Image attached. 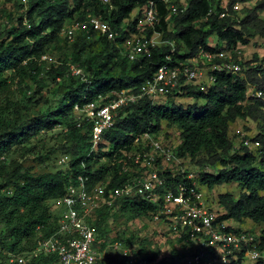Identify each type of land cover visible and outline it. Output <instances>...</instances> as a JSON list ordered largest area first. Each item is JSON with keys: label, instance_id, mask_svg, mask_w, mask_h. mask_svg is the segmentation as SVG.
<instances>
[{"label": "trees", "instance_id": "obj_1", "mask_svg": "<svg viewBox=\"0 0 264 264\" xmlns=\"http://www.w3.org/2000/svg\"><path fill=\"white\" fill-rule=\"evenodd\" d=\"M27 1L24 10L26 4L15 0L19 16L13 10H1L8 25L0 24V264L11 254L32 252L40 239L59 230L62 209L52 210L50 202L62 198L70 184L79 182L80 175L88 177L90 187L109 183L108 190L129 180V173H120L122 155L125 151L141 149L135 144L139 134L159 132L165 126L178 130L181 154L192 159L199 157L201 166L217 165V162L223 166L213 173H202L203 182L211 188L227 183H236L241 188L238 198L228 191L220 195L221 205L226 209L220 220L252 218L264 223V97L248 96L249 85L264 92L262 64L242 62L245 76L216 73L217 80L207 91L187 85L185 95L203 99L202 103L184 107L170 96L167 104L155 105L148 99L127 107L126 113L104 133L106 142L96 155H89L91 123L80 119L75 111L77 104L84 106L100 94L123 88L139 90L165 62L169 46L155 48L152 56L137 60H129L122 51L124 20L137 9L141 12L150 1L157 3L160 17L157 28L167 38L176 39L178 47L185 48V53L177 54L183 59L193 55L201 45L209 48L207 42L213 35L219 39V46L221 40L229 47L246 45L254 38L264 39V0H255L252 7L223 18L219 17L217 0H186V10L179 8L175 14L171 13L169 3L181 7V0H110L108 3L74 0V4L71 0ZM89 13L102 15L122 35L112 40L99 32L80 31L74 41L63 36L69 24L86 19ZM53 50L64 58L59 64L52 62L48 66L43 56ZM257 59L255 54L254 60ZM73 66L82 72L74 73ZM49 84L54 85L51 93L57 104L53 105L51 100L48 108L41 109L40 105L49 101L42 99V92ZM14 85L18 86L19 98L15 97ZM33 110L37 111L32 117ZM246 117L262 123L254 136L260 144L232 153L230 123ZM58 126L61 156L71 157L70 167L40 173L24 167L29 157L45 162L55 154V146L48 148L43 139L38 142L33 139L44 129L57 130ZM162 206L158 202L126 197L103 206L94 221L98 234L105 238L100 240L99 249L117 241L108 238V219L114 207H120L129 218H136L154 213ZM121 257L119 261L112 259L98 264H128ZM149 259L153 260V256ZM23 264H60V261L57 255L40 254ZM158 264L165 261L162 259Z\"/></svg>", "mask_w": 264, "mask_h": 264}, {"label": "built area", "instance_id": "obj_2", "mask_svg": "<svg viewBox=\"0 0 264 264\" xmlns=\"http://www.w3.org/2000/svg\"><path fill=\"white\" fill-rule=\"evenodd\" d=\"M103 1L108 3L110 0ZM241 3V0H218L221 9L219 17H226L233 10H238ZM187 6L186 0H181V7L174 2L169 3L172 14L177 13L179 8L185 11ZM159 24L155 1H150L141 12L135 10L134 16L124 20L121 45L123 55L129 60L150 57L158 47L169 46L170 49L165 62L139 90L123 88L106 95L100 94L96 100L84 106H75V111L81 113L78 117L91 123L92 146L89 155L99 152L101 144L106 142L104 133L126 113L127 107L141 100L150 99L156 105L159 99L176 98L186 94L187 85L207 91L215 84L216 73L245 74L241 61L246 55L243 52L246 46L238 44L229 47L225 41L219 46L218 40L211 36L207 42L209 48L201 45L193 55L181 59L177 54L185 53V48L178 47L176 39L167 38L165 32L157 28ZM80 31L99 32L112 40L122 35L102 15L92 13L84 20L69 24L63 32L70 41H74ZM43 59L52 60V57L44 55ZM73 72L80 73L78 70ZM261 94L259 91L258 95ZM175 138L177 136L172 138L162 130L139 134L135 144L140 145L138 147L141 149L125 151L120 159V173L131 175L121 186L108 190L109 183L100 182L90 187L88 177L80 175L79 182L70 184L66 194L55 203L58 210L62 209L59 230L40 239L30 253L11 254L5 264H23L40 254L57 255L60 264H98L102 251L94 224L97 212L122 197L140 198L163 205L161 210L164 208L163 214L169 219L171 229L178 233L177 240L188 244L190 255L185 259V264H223L237 260L240 254L244 260L264 263V246L253 245V235L243 230H227L228 223L219 220L218 199L213 197L214 191L210 195L203 191L208 186L200 181L201 170L188 154L179 152L181 141ZM70 160L71 157L65 154L58 163L68 168ZM111 245L121 251L128 264H154L119 240Z\"/></svg>", "mask_w": 264, "mask_h": 264}, {"label": "rangeland", "instance_id": "obj_3", "mask_svg": "<svg viewBox=\"0 0 264 264\" xmlns=\"http://www.w3.org/2000/svg\"><path fill=\"white\" fill-rule=\"evenodd\" d=\"M22 3L26 4L25 9H27L28 1L20 0ZM71 2L74 4V0H71ZM2 9L7 10H13L15 12L16 16H19L17 6L15 4V0H0V24H3L2 26L8 25L7 24V18L2 16ZM137 12V11H136ZM134 16V12L131 14ZM10 23V21H9ZM15 26L17 25V21L15 20L13 22ZM63 32V36H64ZM253 43L249 44L248 47H245L243 52L246 53L244 60H252L254 59V55L257 54L259 61L264 60V41H256V39H251ZM250 41V42H251ZM48 56L52 57V60H46L47 65L50 66L52 62L59 64L60 60H62L64 57L61 56V54L57 50H53L51 53L47 54ZM44 60V59H43ZM72 69L74 71L78 70L82 72L79 68L76 66H73ZM245 72V71H244ZM78 74V73H76ZM85 75V74H84ZM87 76V74L85 75ZM54 85L49 84L48 87L44 89L42 92V99L49 100L48 103L41 104L39 108L46 109L48 108L50 101H53V105L57 104V100H53L52 96V89ZM13 89L15 90V97L19 98L21 96L18 86H13ZM173 102L177 104H181L184 107H187L190 104H193L195 102L202 103L203 99H196L193 97H187V95L183 94L181 96H177L176 98H173ZM169 99H159L157 101L158 104H167L169 103ZM37 111V110H36ZM35 110L32 111V117L35 116ZM77 111V110H76ZM78 116L81 114L78 111L76 112ZM260 120H256L253 118H244L239 119L235 124H230L229 127V133L237 135L240 139L241 136H255L258 131L260 130V125L262 124L259 122ZM171 130L168 131V134L170 137L177 136L178 137V130L174 127H170ZM167 127L165 126L163 129V132L167 131ZM61 131V127L58 126L57 130H47L44 129L42 132L37 134L33 140H37V142L40 139H43L46 141V145L48 148L55 146L56 152L55 154L50 156V160H45V162H40L39 159H35V157H29L24 162V167L30 168L33 172H43L44 170H52L56 168H67V166H62L58 163L59 158L61 157L62 150L60 149L61 140L57 137V132ZM240 132V133H239ZM232 139H234L233 136H231ZM175 140L179 141L178 138H175ZM60 154V155H59ZM57 155H59L57 157ZM56 156V158H54ZM220 165L217 166L219 168ZM225 185V184H224ZM227 186H221V188L218 186L214 189H209L207 187H204V191L210 195L211 192L215 191V194L218 195L221 193V191L225 192L230 190L233 191V194L238 197L239 193L241 191V188L236 183H230L226 184ZM217 189V190H216ZM55 201H51L50 204L52 206V210H58L55 206ZM163 210L161 208L154 212V213H148L141 215L136 218H129L127 214H123L121 212L120 207H114L113 211L111 212V215L108 219V226H109V233L108 238L109 240H112L116 238V240H120L124 246L131 248L135 253L146 255L147 259L149 261H152V263L156 264L159 263L160 260H164L165 264H185L184 261L187 258V256L190 255V252L187 250V243L182 242L181 240H177L178 233L174 232L169 224V219L165 217L163 214ZM231 224L234 227H244L249 228L247 221L239 222V221H233ZM255 227H258L256 224ZM261 229L263 226L261 225ZM259 229V227L257 228ZM260 229V230H261ZM252 230V229H251ZM98 237L101 241H105V238L101 237L100 234H98ZM112 242V241H108ZM144 249V251H142ZM102 255L100 258L101 262H106L110 260L119 261L122 257L121 251L119 249H115L113 246L106 247L105 249L101 250ZM150 256H153V260H150ZM5 264V263H4Z\"/></svg>", "mask_w": 264, "mask_h": 264}, {"label": "clouds", "instance_id": "obj_4", "mask_svg": "<svg viewBox=\"0 0 264 264\" xmlns=\"http://www.w3.org/2000/svg\"><path fill=\"white\" fill-rule=\"evenodd\" d=\"M218 1V0H217ZM242 1V3H241V7L238 9V10H233L232 12H230V14L229 15H231V16H234L233 15V13L235 14V13H241L242 12V10L244 9V8H247V7H252L253 5H254V3H255V0H241ZM219 8V7H218ZM220 9V8H219ZM221 10V9H220ZM229 15H227V16H229ZM236 16V15H235ZM237 28H239V26L238 25H235ZM213 37L214 38H216L217 40H218V44H219V39L215 36V35H213ZM256 39V41H264V39H262V38H255ZM220 42H223V41H221L220 40ZM254 42V41H253ZM252 41L250 42V43H248V44H246V45H244V44H242V45H244V46H246V47H248V45L249 44H251V43H253ZM239 44H241V43H239ZM220 45H222V44H220ZM245 57V56H244ZM245 60L243 59L242 61H241V64H242V62H244ZM248 61H250V65H260V64H262L263 65V67H264V60H261V61H259V59H257V60H254V59H252V60H248ZM253 62H257L256 64H252ZM243 66V65H242ZM243 71H245V69H244V66H243ZM245 73V72H244ZM246 74V73H245ZM245 74L244 75H240V76H245ZM259 91H261L262 92V94L261 95H258V92ZM248 96L249 97H254V98H262V97H264V92L261 90V89H257L255 86H253V85H249V87H248ZM246 118H249V117H246ZM251 118V117H250ZM239 119H244V118H239ZM239 119H237L235 122H237ZM235 122H232L233 124H235ZM232 123H230V124H232ZM168 129H167V131L166 132H163V129H162V132L163 133H165L166 135H167V133H168V131H170L171 130V128L170 127H167ZM240 133V132H239ZM231 136H233L234 137V139H232V137ZM229 137H230V139L232 140V142H233V146H234V148H233V150H232V153L233 152H235V151H237V150H239V149H241L242 147H250V148H257V146H259V144H260V142L258 141V140H254V136L253 137H250V136H247V135H245V136H241V139L237 136V135H234V134H230L229 133ZM180 141H182L181 140V138H180V136H179V134H178V137H177ZM198 158L199 157H196L195 159H192L193 160V162H194V164L197 166V167H199V169L201 170L200 171V174H199V178H200V175L202 174V173H204V172H210V173H213V172H215L216 170H219L218 168H217V166L218 165H220V167L219 168H222L223 166L220 164V163H218L217 162V165H216V163H215V165H213V164H210V165H206V166H201V164L198 162ZM201 179H203V178H201ZM200 179V181L202 182V183H205V182H203L202 180ZM207 186H208V188L209 189H214V188H217L218 189V186L221 188V186H227L226 184L224 185V184H221V185H215L214 187H210L209 185H208V183H205ZM227 184H230V183H227ZM204 189V188H203ZM216 189V190H217ZM219 190V189H218ZM204 191V190H203ZM227 191L228 192H231L230 190H228L227 189ZM227 191H225V192H227ZM225 192H223V191H221V193H219V191H218V195H216L215 194V191L213 192V197L215 198V199H218V206H217V209L219 210V212H220V216L221 215H223L225 212H226V209L221 205V202H220V195L221 194H223V193H225ZM206 193V192H205ZM231 193H233V191L231 192ZM207 194V193H206ZM240 194V193H239ZM235 196V195H234ZM235 198H238V197H236L235 196ZM220 218V217H219ZM220 220V219H219ZM222 221H224L225 223H228V228H231V231H234V232H238V231H241V230H243V231H245L247 234H249V235H253L254 237H255V239H254V242H253V245L254 244H259V246L260 247H262V246H264V228H260L261 227V225L264 227V223H258V222H256L255 220H253L252 218H245L244 220H238V219H225V220H222ZM233 221H239V222H244V221H247L248 222V225L250 226L248 229L247 228H244V227H234L232 224H231V222H233ZM256 224L258 225V227H259V229H257L258 227H255L256 226ZM252 229V230H251ZM261 229V230H260ZM228 230V229H227ZM248 258V257H247ZM232 262H241L242 264H264V263H262V262H258V261H250V260H244V258L242 257V255L240 254V257L237 259V260H233V261H231V262H228V263H223V264H229V263H232Z\"/></svg>", "mask_w": 264, "mask_h": 264}, {"label": "crops", "instance_id": "obj_5", "mask_svg": "<svg viewBox=\"0 0 264 264\" xmlns=\"http://www.w3.org/2000/svg\"><path fill=\"white\" fill-rule=\"evenodd\" d=\"M264 228V227H263Z\"/></svg>", "mask_w": 264, "mask_h": 264}]
</instances>
